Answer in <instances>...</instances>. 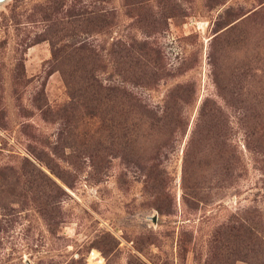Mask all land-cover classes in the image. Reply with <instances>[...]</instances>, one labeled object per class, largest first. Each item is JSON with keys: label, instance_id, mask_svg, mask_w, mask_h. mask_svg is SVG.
Listing matches in <instances>:
<instances>
[{"label": "rangeland", "instance_id": "rangeland-1", "mask_svg": "<svg viewBox=\"0 0 264 264\" xmlns=\"http://www.w3.org/2000/svg\"><path fill=\"white\" fill-rule=\"evenodd\" d=\"M24 261L264 264V0L0 5V264Z\"/></svg>", "mask_w": 264, "mask_h": 264}, {"label": "water", "instance_id": "water-1", "mask_svg": "<svg viewBox=\"0 0 264 264\" xmlns=\"http://www.w3.org/2000/svg\"><path fill=\"white\" fill-rule=\"evenodd\" d=\"M6 0H0V5L4 3ZM154 221V220H153ZM24 264H29L27 261H24Z\"/></svg>", "mask_w": 264, "mask_h": 264}]
</instances>
